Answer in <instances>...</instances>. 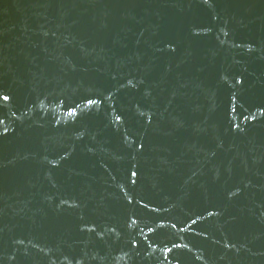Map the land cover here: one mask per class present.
<instances>
[{
    "label": "water",
    "instance_id": "water-1",
    "mask_svg": "<svg viewBox=\"0 0 264 264\" xmlns=\"http://www.w3.org/2000/svg\"><path fill=\"white\" fill-rule=\"evenodd\" d=\"M0 264H264V0H0Z\"/></svg>",
    "mask_w": 264,
    "mask_h": 264
}]
</instances>
